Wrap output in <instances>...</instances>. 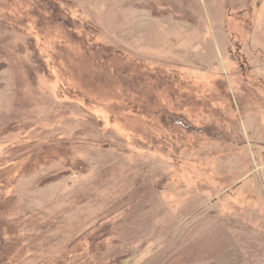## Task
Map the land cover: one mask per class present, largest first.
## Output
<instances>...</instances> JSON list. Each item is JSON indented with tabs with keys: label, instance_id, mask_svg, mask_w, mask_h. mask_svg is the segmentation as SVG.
I'll return each instance as SVG.
<instances>
[{
	"label": "rangeland",
	"instance_id": "rangeland-1",
	"mask_svg": "<svg viewBox=\"0 0 264 264\" xmlns=\"http://www.w3.org/2000/svg\"><path fill=\"white\" fill-rule=\"evenodd\" d=\"M0 264H264V0H0Z\"/></svg>",
	"mask_w": 264,
	"mask_h": 264
},
{
	"label": "trees",
	"instance_id": "trees-1",
	"mask_svg": "<svg viewBox=\"0 0 264 264\" xmlns=\"http://www.w3.org/2000/svg\"><path fill=\"white\" fill-rule=\"evenodd\" d=\"M0 67H1V65H0Z\"/></svg>",
	"mask_w": 264,
	"mask_h": 264
}]
</instances>
